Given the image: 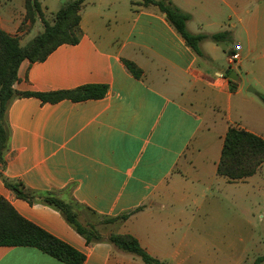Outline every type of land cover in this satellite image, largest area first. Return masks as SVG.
<instances>
[{
	"label": "crops",
	"instance_id": "crops-1",
	"mask_svg": "<svg viewBox=\"0 0 264 264\" xmlns=\"http://www.w3.org/2000/svg\"><path fill=\"white\" fill-rule=\"evenodd\" d=\"M39 1L46 18L61 4ZM11 2L0 0V28L24 46L42 22L25 19L23 0ZM171 2L189 15V32H225L231 43L203 39L199 55L156 6L84 0L78 40L18 67L17 92L107 86L103 97L79 101L17 96L6 110L0 195L82 252L83 264L145 263L108 242L87 244L59 211L16 197L2 176L38 192L68 191L100 217L129 213L99 225L100 232L130 234L168 264H250L259 256L262 240L252 218L264 192L253 184L264 171L230 182L217 174V163L230 126L264 138V0ZM236 49L240 60L230 78L225 70ZM124 60L142 75L135 77ZM0 264L66 263L35 247L0 245Z\"/></svg>",
	"mask_w": 264,
	"mask_h": 264
},
{
	"label": "trees",
	"instance_id": "trees-1",
	"mask_svg": "<svg viewBox=\"0 0 264 264\" xmlns=\"http://www.w3.org/2000/svg\"><path fill=\"white\" fill-rule=\"evenodd\" d=\"M84 0H72L62 5L46 18L39 0H24L26 16L33 22L38 17L43 30L29 43L22 46L16 36L0 28V164L5 166V154L9 149V127L6 122V110L10 100L17 96H36L43 102H57L61 99L74 101L100 98L106 93L104 84H87L71 90L50 92H17L13 88L17 80V70L21 61H40L63 43H75L79 36V10ZM144 6L153 5L164 13L166 20L183 38L185 43L201 55L199 42L209 38L221 42L227 33L194 34L187 30L189 15L175 6L171 0H141ZM127 69L135 76L142 75L133 62L124 60ZM264 101V95H260ZM264 163V138L242 128L230 126L224 136L217 174L230 182L241 181L261 168ZM2 175V174H1ZM4 184L16 197L29 203L38 202L49 205L61 213L65 220L80 234L87 244L108 242L115 248L140 258L145 264H168L149 255L130 234L111 233L103 235L99 225L125 219L128 214L116 217H100L90 208L78 203L68 191L38 192L27 188L22 182L2 176ZM139 209V208H137ZM84 216V220H81ZM0 245L35 247L49 256L66 264H83L85 256L63 240L45 231L29 220L23 218L13 206L0 195ZM264 254L257 256L250 264H260Z\"/></svg>",
	"mask_w": 264,
	"mask_h": 264
},
{
	"label": "rangeland",
	"instance_id": "rangeland-1",
	"mask_svg": "<svg viewBox=\"0 0 264 264\" xmlns=\"http://www.w3.org/2000/svg\"><path fill=\"white\" fill-rule=\"evenodd\" d=\"M17 1L18 0H12V2L9 3V5L13 6V4L16 3ZM70 1H72V0H60V3H61L60 4V7L62 5H64L65 3H68ZM23 4H25L24 3V0H23ZM27 17L28 16H26V9H25V19L26 20H29ZM48 17H49V14L47 15V18ZM42 26H43V24H42ZM25 27H26V25H22L20 27V29L25 28ZM39 31H42V27H40V30H38V31L37 30H33L32 31V33L30 34V40H31L32 37L36 36L39 33ZM231 41H232V38H231L230 35H228V37H226L224 40H222L221 43L223 44L224 47H226L227 45H229V43H231ZM234 44H236V43L233 42V44H232L233 46L232 47H234ZM249 79H250V77H249ZM248 85H252V84L248 83ZM260 94H263V92L261 90H258V92H257V94L255 96H257V98H258V95H260ZM263 165L264 164H262V166ZM262 166L259 169L260 172H263L264 171V167L262 168ZM255 180H256V183L253 184V185H255L256 188H258V187L261 188L262 193H263L264 192V173H262L260 175H257V177L255 178ZM230 214L232 216V214H235V211H230ZM252 219H253L254 223L256 224V231H257L256 233H257V236L259 234L261 235L262 242L259 243V245H258V247L260 249L259 252H260V251H263L264 250V196H263V194H262L261 200H260V207H256V210L253 211V218ZM252 251H254V249H252ZM255 251H254V255H256V253H257V252L255 253ZM259 252L257 253V255L258 254L260 255Z\"/></svg>",
	"mask_w": 264,
	"mask_h": 264
},
{
	"label": "built area",
	"instance_id": "built-area-1",
	"mask_svg": "<svg viewBox=\"0 0 264 264\" xmlns=\"http://www.w3.org/2000/svg\"><path fill=\"white\" fill-rule=\"evenodd\" d=\"M236 48L238 49V46ZM237 49L229 54V65L227 67L229 70L234 69L240 60V54Z\"/></svg>",
	"mask_w": 264,
	"mask_h": 264
},
{
	"label": "water",
	"instance_id": "water-1",
	"mask_svg": "<svg viewBox=\"0 0 264 264\" xmlns=\"http://www.w3.org/2000/svg\"><path fill=\"white\" fill-rule=\"evenodd\" d=\"M225 74L229 75L230 78H235V77L233 76L234 72L231 71V70H229L228 68L225 70Z\"/></svg>",
	"mask_w": 264,
	"mask_h": 264
}]
</instances>
